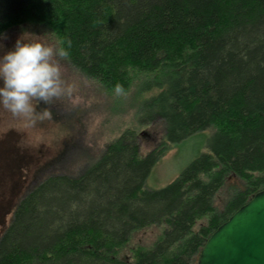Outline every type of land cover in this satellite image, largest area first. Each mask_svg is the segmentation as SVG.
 Masks as SVG:
<instances>
[{"label": "trees", "instance_id": "16d2710c", "mask_svg": "<svg viewBox=\"0 0 264 264\" xmlns=\"http://www.w3.org/2000/svg\"><path fill=\"white\" fill-rule=\"evenodd\" d=\"M30 24L105 91L154 93L145 124L162 132L143 156L127 129L78 174L31 188L0 236V264H198L264 191V0H0V33ZM209 128V151L145 188L171 146ZM231 180L240 187L217 205ZM147 230L152 241L136 240Z\"/></svg>", "mask_w": 264, "mask_h": 264}, {"label": "rangeland", "instance_id": "374dc122", "mask_svg": "<svg viewBox=\"0 0 264 264\" xmlns=\"http://www.w3.org/2000/svg\"><path fill=\"white\" fill-rule=\"evenodd\" d=\"M25 31L31 33V39L59 48L49 29L30 24L5 33L7 38L2 40L0 55L11 49ZM56 59L64 80L72 85L73 91L71 96H62L49 104L52 120L29 127L21 141V133L15 129L5 130L23 128V121L0 111V236L9 226L18 202L31 188L52 174H78L85 166L96 162L106 146L123 131L133 129L137 132L143 156L159 144L161 128L145 124L149 112L144 104L154 93H139L136 85L120 95L107 92L76 71L65 57ZM214 132V128H209L171 146L153 168L145 188L158 190L172 183L194 160L209 151ZM236 187H240L237 180L229 181L216 204L220 206ZM205 221H200L197 228ZM154 237V231L147 230L138 234L136 240L148 243Z\"/></svg>", "mask_w": 264, "mask_h": 264}, {"label": "clouds", "instance_id": "9594fccd", "mask_svg": "<svg viewBox=\"0 0 264 264\" xmlns=\"http://www.w3.org/2000/svg\"><path fill=\"white\" fill-rule=\"evenodd\" d=\"M30 35L23 32L12 48L0 55V111L23 121V128L5 130L15 129L21 133V141L29 127L53 119L49 104L54 99L71 96L73 91L72 85L64 80L56 59L66 57L67 50L31 39ZM6 38V34L0 33V47ZM114 91L117 95L122 94L123 86L116 84ZM41 104L44 107L41 108Z\"/></svg>", "mask_w": 264, "mask_h": 264}, {"label": "water", "instance_id": "95a60500", "mask_svg": "<svg viewBox=\"0 0 264 264\" xmlns=\"http://www.w3.org/2000/svg\"><path fill=\"white\" fill-rule=\"evenodd\" d=\"M198 264H264V191L211 235Z\"/></svg>", "mask_w": 264, "mask_h": 264}]
</instances>
